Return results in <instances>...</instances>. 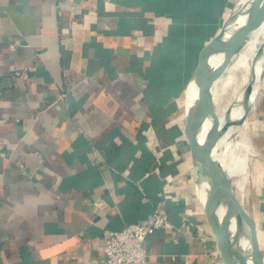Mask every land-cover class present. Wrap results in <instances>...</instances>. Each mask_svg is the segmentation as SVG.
<instances>
[{"label": "crops", "instance_id": "crops-1", "mask_svg": "<svg viewBox=\"0 0 264 264\" xmlns=\"http://www.w3.org/2000/svg\"><path fill=\"white\" fill-rule=\"evenodd\" d=\"M238 1L0 0V264H106L108 232L156 207L172 224L147 237L148 264H221L206 254L221 259L185 87ZM218 94L222 108L225 78ZM255 118L246 210L264 248L261 107Z\"/></svg>", "mask_w": 264, "mask_h": 264}, {"label": "water", "instance_id": "water-1", "mask_svg": "<svg viewBox=\"0 0 264 264\" xmlns=\"http://www.w3.org/2000/svg\"><path fill=\"white\" fill-rule=\"evenodd\" d=\"M241 10H247L246 21L227 35L229 26L236 24V17ZM263 23L264 0H252L235 7L205 48L185 87L187 94L192 81L197 85L196 99L186 110L187 131L197 193L217 241L223 264H264V250L255 219L243 206L231 179L214 155L218 135L224 128L220 125L213 100V85L217 76L236 58L250 34ZM219 53L223 54L222 61L217 66H212L210 59ZM252 90L253 83H249L246 87L247 97ZM209 117L213 118L212 125L202 136L201 130ZM233 223L236 225L235 230ZM240 235L249 237V249L240 248Z\"/></svg>", "mask_w": 264, "mask_h": 264}, {"label": "bare ground", "instance_id": "bare-ground-1", "mask_svg": "<svg viewBox=\"0 0 264 264\" xmlns=\"http://www.w3.org/2000/svg\"><path fill=\"white\" fill-rule=\"evenodd\" d=\"M248 1L252 0H239L237 6L245 5ZM246 11L241 10L238 13L236 24L229 26L227 35L237 25H241L246 21ZM222 59V53L215 54L210 59V63L212 66H217ZM222 78H225V97L221 108L218 81ZM249 83H253V90L251 95L247 97L246 87ZM261 89H264V23L250 34L246 45L227 66V70L219 73L213 85L215 110L220 117V125L224 128L218 135L214 155L231 179L233 188L242 201L243 206L245 205V197L249 198L251 192V190L249 192L248 188L249 156L255 153L252 138L248 131L246 116L249 109L251 107L254 108ZM195 93H197V87L192 90V95H196ZM212 121L213 118L209 117L201 130L202 136L209 130ZM235 137H240L238 144L232 141ZM237 146L243 149L237 151ZM235 226V223H233V230H235ZM238 244L242 249H249V237L240 235Z\"/></svg>", "mask_w": 264, "mask_h": 264}, {"label": "built area", "instance_id": "built-area-1", "mask_svg": "<svg viewBox=\"0 0 264 264\" xmlns=\"http://www.w3.org/2000/svg\"><path fill=\"white\" fill-rule=\"evenodd\" d=\"M25 72L27 68L17 71V73ZM171 224L168 214L156 207L146 220L131 222L120 229L110 230L103 242L106 264H148L150 253L146 245L147 237ZM206 254L223 264L217 254L214 255L210 251Z\"/></svg>", "mask_w": 264, "mask_h": 264}, {"label": "rangeland", "instance_id": "rangeland-1", "mask_svg": "<svg viewBox=\"0 0 264 264\" xmlns=\"http://www.w3.org/2000/svg\"><path fill=\"white\" fill-rule=\"evenodd\" d=\"M260 102H261V106L260 107L262 108V110H264V89H261L259 97H258L257 101L255 102L254 108L251 107L252 109L251 108L249 109V112H248V114L246 116L247 117V121H248V125H247L248 126V131H249V134H250V136L252 138V142H253L254 149H255V153L251 154L249 156V166L250 167H249V177H248L249 178L248 179L249 180L248 181V188H249V192H250V190H251V192H250L249 198L245 197V205H244L245 209H250V210H252L251 205H252V198H253V192H254V185H255V183L257 181L256 172H255L254 166H255L256 161L260 160V157H261V154H260V152L257 149V146L255 144V140H256L255 136H256V134H255L254 123H253V120L256 119L255 117H256L257 112L258 113L260 112V107H258V104H260ZM239 139H240V137H235V138H233L232 141H233V143L236 144V142H237V144H238ZM242 149L243 148H241L239 146H237V148H236L237 151H241ZM263 250H264V248H263Z\"/></svg>", "mask_w": 264, "mask_h": 264}, {"label": "trees", "instance_id": "trees-1", "mask_svg": "<svg viewBox=\"0 0 264 264\" xmlns=\"http://www.w3.org/2000/svg\"><path fill=\"white\" fill-rule=\"evenodd\" d=\"M192 73H193V72H192ZM192 73H191V74H192ZM191 74H190V76H191ZM190 76H189V78H190ZM188 80H189V79H188Z\"/></svg>", "mask_w": 264, "mask_h": 264}]
</instances>
